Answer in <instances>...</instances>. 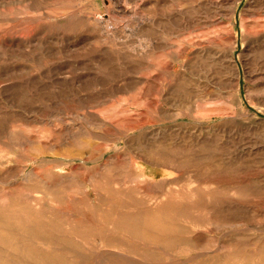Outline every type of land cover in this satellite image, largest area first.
I'll return each mask as SVG.
<instances>
[{
  "label": "rangeland",
  "instance_id": "374dc122",
  "mask_svg": "<svg viewBox=\"0 0 264 264\" xmlns=\"http://www.w3.org/2000/svg\"><path fill=\"white\" fill-rule=\"evenodd\" d=\"M0 264H264V0H0Z\"/></svg>",
  "mask_w": 264,
  "mask_h": 264
}]
</instances>
